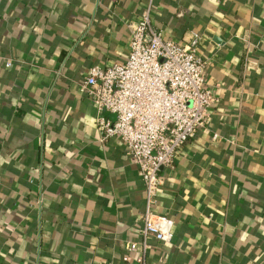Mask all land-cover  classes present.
<instances>
[{
  "label": "crops",
  "instance_id": "crops-1",
  "mask_svg": "<svg viewBox=\"0 0 264 264\" xmlns=\"http://www.w3.org/2000/svg\"><path fill=\"white\" fill-rule=\"evenodd\" d=\"M145 3L0 0V264H264V0H153L163 38L199 34L216 101L159 170L171 239L125 249L143 185L77 85L124 60Z\"/></svg>",
  "mask_w": 264,
  "mask_h": 264
},
{
  "label": "built area",
  "instance_id": "built-area-1",
  "mask_svg": "<svg viewBox=\"0 0 264 264\" xmlns=\"http://www.w3.org/2000/svg\"><path fill=\"white\" fill-rule=\"evenodd\" d=\"M152 2L146 0L130 25L124 60L89 66L77 85L95 109L101 139L116 136L121 141L142 182L139 239L125 243L127 251L140 256L149 239L167 243L172 236V220L153 209L163 185L159 170L169 167L176 150L208 122L216 101L204 82L205 61L196 52L199 34L191 32L183 43L163 38L151 23ZM9 65L6 60L4 66ZM138 261L144 264L141 257Z\"/></svg>",
  "mask_w": 264,
  "mask_h": 264
}]
</instances>
